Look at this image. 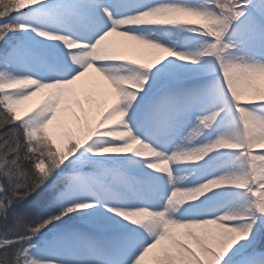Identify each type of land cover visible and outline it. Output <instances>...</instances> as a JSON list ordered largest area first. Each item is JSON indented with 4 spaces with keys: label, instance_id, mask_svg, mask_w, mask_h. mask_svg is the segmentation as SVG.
Returning <instances> with one entry per match:
<instances>
[{
    "label": "snow or ice",
    "instance_id": "6c2138e0",
    "mask_svg": "<svg viewBox=\"0 0 264 264\" xmlns=\"http://www.w3.org/2000/svg\"><path fill=\"white\" fill-rule=\"evenodd\" d=\"M0 264H264V0H0Z\"/></svg>",
    "mask_w": 264,
    "mask_h": 264
},
{
    "label": "bare ground",
    "instance_id": "6f19581e",
    "mask_svg": "<svg viewBox=\"0 0 264 264\" xmlns=\"http://www.w3.org/2000/svg\"><path fill=\"white\" fill-rule=\"evenodd\" d=\"M27 103H32V102H27Z\"/></svg>",
    "mask_w": 264,
    "mask_h": 264
}]
</instances>
